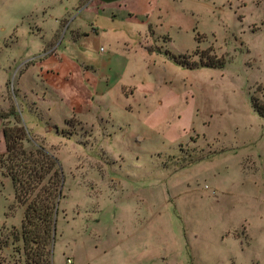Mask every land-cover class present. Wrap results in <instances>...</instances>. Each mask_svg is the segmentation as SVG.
<instances>
[{
    "label": "crops",
    "instance_id": "1",
    "mask_svg": "<svg viewBox=\"0 0 264 264\" xmlns=\"http://www.w3.org/2000/svg\"><path fill=\"white\" fill-rule=\"evenodd\" d=\"M200 1L41 0L32 7L41 6L42 16H31L25 24L23 18L9 28V41L0 44V110L16 108L15 126L27 132L24 147L73 143L78 145L75 156L92 169L82 167L86 170L78 184L82 204L69 214L65 179L59 204L63 220L69 223L71 217L75 224L77 218L81 264L105 259L116 248L118 220L166 216L154 199L162 186L141 185L148 172L140 162L147 156H166L171 144L178 147L177 140L168 145L164 131L154 139L151 132L166 126L168 109L187 104L186 80L208 68H188L172 57L190 55L200 44L196 33ZM5 118L0 116V159L8 156ZM72 123L75 131H67ZM101 188L114 195L127 189L145 195L148 202L119 203L105 212L97 196ZM0 196L1 237L7 221L19 216V223L10 227H20L25 213L7 172L0 173ZM103 219L112 225L109 230ZM130 247L126 245V250ZM68 259L64 264H70Z\"/></svg>",
    "mask_w": 264,
    "mask_h": 264
},
{
    "label": "rangeland",
    "instance_id": "2",
    "mask_svg": "<svg viewBox=\"0 0 264 264\" xmlns=\"http://www.w3.org/2000/svg\"><path fill=\"white\" fill-rule=\"evenodd\" d=\"M40 1L0 0V44L9 41V28L23 18L25 24L31 16H42L41 6L32 7ZM198 9L196 49L212 48L225 63L201 69L193 80H186L187 104L168 109L166 126L151 132V139L164 131L168 145L179 143L176 151V143L169 145L172 151L166 156H147L140 162L148 172L141 185L162 186L161 195L154 199L161 202L166 216L118 220L113 234L116 248L105 254L107 258L86 264H264V116L255 109L257 105L264 112V0H202ZM16 112V108L0 110L7 127L17 128ZM76 127L72 123L67 131ZM22 137L17 140L24 145ZM48 147L63 168L71 215L82 204L78 184L86 173L83 168L92 169L88 161L75 156L78 145L59 142ZM14 160L20 156L0 159V173L8 172ZM123 190L115 195L106 188L97 192L105 212L119 203L143 206L148 202L145 195ZM70 218L67 223L59 213L56 220L55 264H64L67 256L80 263L82 237L77 218L76 225ZM103 222L109 230L110 222ZM14 223H19V216L5 225L10 242L0 251V264H24L22 241H14L16 226L10 227Z\"/></svg>",
    "mask_w": 264,
    "mask_h": 264
},
{
    "label": "trees",
    "instance_id": "3",
    "mask_svg": "<svg viewBox=\"0 0 264 264\" xmlns=\"http://www.w3.org/2000/svg\"><path fill=\"white\" fill-rule=\"evenodd\" d=\"M200 55L199 61L190 60ZM176 62L188 68L222 67L224 59L217 56L212 48L200 50L194 54L174 56ZM258 113L264 116L262 108L255 105ZM0 116L4 117V115ZM8 156L15 159L7 172L14 183L18 203L25 206L24 218L19 228L13 227L14 241H22L24 264H53V242L56 231L58 206L63 198L64 171L59 159L43 146L27 150L18 142L26 137L23 126L5 127ZM3 227L0 238V251L9 246L10 234ZM0 263L3 261L0 258Z\"/></svg>",
    "mask_w": 264,
    "mask_h": 264
},
{
    "label": "built area",
    "instance_id": "4",
    "mask_svg": "<svg viewBox=\"0 0 264 264\" xmlns=\"http://www.w3.org/2000/svg\"><path fill=\"white\" fill-rule=\"evenodd\" d=\"M68 263L72 264V261H71V259H68Z\"/></svg>",
    "mask_w": 264,
    "mask_h": 264
}]
</instances>
